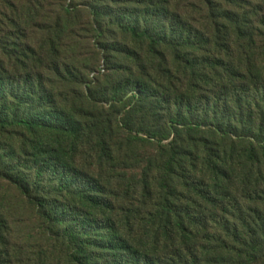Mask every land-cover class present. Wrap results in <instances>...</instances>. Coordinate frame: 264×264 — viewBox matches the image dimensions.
<instances>
[{
	"label": "trees",
	"instance_id": "16d2710c",
	"mask_svg": "<svg viewBox=\"0 0 264 264\" xmlns=\"http://www.w3.org/2000/svg\"><path fill=\"white\" fill-rule=\"evenodd\" d=\"M7 2L0 181L28 200L43 236L61 247L60 258L48 247L27 264H253L263 246L225 243L217 201L223 178L238 175L244 187L264 179V26L253 28L247 0H93L91 27L110 71L100 92L85 80L92 71L76 48L61 50L60 41L75 36L68 18L44 29L31 16L40 1L21 12ZM32 28L47 33L45 44L29 43ZM111 29L131 44L107 41ZM97 102L110 106L121 131L160 140V126L174 130L158 178L120 191L105 175L137 138L117 134L111 147L116 133L106 115H94ZM119 107L126 120H118ZM138 116L153 125L133 128ZM8 231L1 222L0 264Z\"/></svg>",
	"mask_w": 264,
	"mask_h": 264
},
{
	"label": "rangeland",
	"instance_id": "374dc122",
	"mask_svg": "<svg viewBox=\"0 0 264 264\" xmlns=\"http://www.w3.org/2000/svg\"><path fill=\"white\" fill-rule=\"evenodd\" d=\"M7 1L9 0H0V17L5 14H11L10 12L6 13L4 8V4ZM10 1L19 12L23 10V7L27 8L29 3V0ZM184 1L187 4L193 0ZM36 2H39V7L37 6L36 10L34 9L31 16L39 20L38 24L40 27L44 29L47 26L57 27L58 21L67 20V18L70 24L75 26L73 31L75 36L63 38L60 41L61 50H66L64 46L75 47L74 55L79 56L80 62L81 60L85 61L92 71L85 73V80L88 84L94 87L97 92H100L102 87H108L110 82L107 83L106 80L109 78L110 71L104 66L101 50L104 41L97 40L98 36L92 31L90 12L87 7V5L92 4L93 0H36ZM247 2L251 6L249 12L251 13L250 20L253 28L257 29V27L264 26V0H247ZM63 6H71L74 10L73 14L67 16L65 11H62L61 7ZM33 7H35L34 4ZM196 15L200 16L201 12L199 11ZM30 31H32L28 34L30 44L35 47L45 44L48 36L46 32H42L43 29L32 28ZM107 41L123 45L131 44V40L127 41L124 39L123 35L115 31V29H111V33L107 36ZM73 59L75 57L71 60ZM106 76H108L107 79ZM92 81H94L93 84ZM77 90L80 93H84V89L80 87ZM64 94L68 95L67 92ZM117 112L118 120H126L127 116L123 111V107H119ZM94 115L102 117L106 115L111 120L107 126L112 125L113 131L116 133L113 138H108L111 147L118 148L120 144L118 135L122 139L129 138L131 140L132 138H137V141L132 143L127 152L120 154L117 152L111 168H106L104 171L105 175L111 177L110 180L114 182V185L120 191L131 190V187L135 189L144 176L149 177L151 181L159 177L157 165L160 166L163 160L161 148L167 146L173 140V129L167 125H162L158 129L159 138H165L170 135L167 141H164V138L149 140L144 134H130L117 129L115 124L112 123L115 114L111 112L107 103L97 102ZM133 124V128L138 130L144 127L140 116L136 118ZM145 124L144 128H149L153 125L149 120ZM230 178L231 181H226V178L222 179L223 189L221 196L217 200L218 209H220L218 219L222 226L221 238L225 243L230 242L234 237L243 241L247 240L248 242L252 240L257 247L263 246L262 248H257V251L261 250V252L254 255L253 264H264V195H260V198L243 196L245 189L251 191L264 190V179L256 184L252 182V186L247 185L244 187L238 175L234 177L232 175ZM1 222H4L10 233L9 236L5 234L6 236L4 237L6 242L5 256H3L4 264H27V261L32 260V254L43 253L41 249L47 250L48 247H57L54 253H56V259L60 258V245L53 244L48 237L43 236L41 224L34 207L14 187L3 181H0ZM223 259L227 261L226 256Z\"/></svg>",
	"mask_w": 264,
	"mask_h": 264
}]
</instances>
